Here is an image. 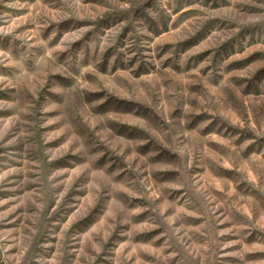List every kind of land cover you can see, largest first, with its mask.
Returning <instances> with one entry per match:
<instances>
[{
  "label": "rangeland",
  "instance_id": "rangeland-1",
  "mask_svg": "<svg viewBox=\"0 0 264 264\" xmlns=\"http://www.w3.org/2000/svg\"><path fill=\"white\" fill-rule=\"evenodd\" d=\"M0 264H264V0H0Z\"/></svg>",
  "mask_w": 264,
  "mask_h": 264
}]
</instances>
